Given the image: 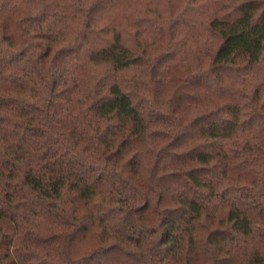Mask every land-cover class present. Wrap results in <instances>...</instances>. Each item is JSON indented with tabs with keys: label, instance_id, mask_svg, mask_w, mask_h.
Masks as SVG:
<instances>
[{
	"label": "trees",
	"instance_id": "1",
	"mask_svg": "<svg viewBox=\"0 0 264 264\" xmlns=\"http://www.w3.org/2000/svg\"><path fill=\"white\" fill-rule=\"evenodd\" d=\"M0 264H264V0H0Z\"/></svg>",
	"mask_w": 264,
	"mask_h": 264
}]
</instances>
